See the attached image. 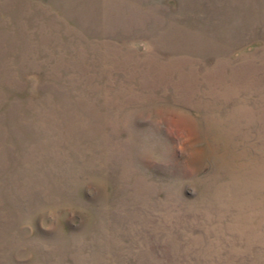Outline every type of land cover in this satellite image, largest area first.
<instances>
[{"label": "rangeland", "instance_id": "obj_1", "mask_svg": "<svg viewBox=\"0 0 264 264\" xmlns=\"http://www.w3.org/2000/svg\"><path fill=\"white\" fill-rule=\"evenodd\" d=\"M0 264H264V0H0Z\"/></svg>", "mask_w": 264, "mask_h": 264}]
</instances>
